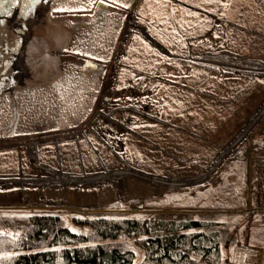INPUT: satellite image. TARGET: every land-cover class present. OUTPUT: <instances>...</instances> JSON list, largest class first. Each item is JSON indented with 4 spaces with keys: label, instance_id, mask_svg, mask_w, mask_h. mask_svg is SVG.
Segmentation results:
<instances>
[{
    "label": "rangeland",
    "instance_id": "1",
    "mask_svg": "<svg viewBox=\"0 0 264 264\" xmlns=\"http://www.w3.org/2000/svg\"><path fill=\"white\" fill-rule=\"evenodd\" d=\"M255 8L264 10V0H139L135 17L144 27L148 24L155 32H168L183 50L190 39L194 51L229 49L258 59L251 55H264V43L257 37L259 28L249 21ZM48 16L39 37L52 45L48 33L55 31ZM144 35L140 30L130 34L114 79L108 77L104 84L107 89L103 87L99 97L100 109L88 118L89 124L86 121L85 137L99 150L96 157L92 153L91 164L71 169L64 163L63 146L75 149V141L36 144L37 137L55 136L58 131L0 137V175H17L6 177L13 182L0 181V213L59 212L72 230L80 228L72 216L146 217L179 212L213 218L230 230L221 250L223 264H236L240 251L237 264H264V122L224 157L207 184L170 186L135 174L177 180L203 174L264 100V72L250 78L171 59L154 50ZM85 137L81 146L91 150ZM243 152L247 162L240 187L241 172L234 162ZM210 183L208 195L197 193ZM235 188L242 190L244 206H237ZM172 192L184 193L170 197L184 207L151 205ZM211 192L222 194L212 196ZM144 237L120 239L134 251V264H144Z\"/></svg>",
    "mask_w": 264,
    "mask_h": 264
},
{
    "label": "bare ground",
    "instance_id": "2",
    "mask_svg": "<svg viewBox=\"0 0 264 264\" xmlns=\"http://www.w3.org/2000/svg\"><path fill=\"white\" fill-rule=\"evenodd\" d=\"M138 1L104 0L106 8L98 12L97 0H53L50 10L36 22L24 45L21 83L15 92L0 97V137L59 132L55 136L42 137L40 140L37 137L36 144L61 140L78 141L85 137L89 132L86 121L88 120L89 124L93 112L96 113L97 109H100L101 105L97 107L99 97L103 87H106L104 86L106 80L115 74L121 62L126 40L135 30L146 34L145 27L135 17ZM47 15L52 20L54 31L63 34L66 40L62 47L53 46L52 49L60 57L59 70L50 76L37 79L28 65L24 64L27 63L26 49L30 40L40 36L42 23H46ZM61 88L67 89L65 95L71 97L67 103L58 98L61 95L59 91ZM45 98V103H36V101H45ZM250 128L248 127L225 146L213 163L207 167V171L198 177L177 180L157 179L140 172L135 174L170 186L199 182L203 177H208L224 157L249 134ZM33 155L35 158L36 151ZM8 179L0 177V181Z\"/></svg>",
    "mask_w": 264,
    "mask_h": 264
},
{
    "label": "trees",
    "instance_id": "3",
    "mask_svg": "<svg viewBox=\"0 0 264 264\" xmlns=\"http://www.w3.org/2000/svg\"><path fill=\"white\" fill-rule=\"evenodd\" d=\"M246 162L245 152L234 162L241 172L240 187ZM211 184L200 186L203 190L197 193L208 195ZM240 191L232 190L239 196V207L245 205ZM183 194H163L151 205L184 207L182 201L170 198ZM71 221L80 228L72 230L59 212L0 213V264H134V251L120 240L130 235L145 236L141 240L147 252L144 264H223L221 250L230 235L229 227L219 220L179 212L146 217L72 216Z\"/></svg>",
    "mask_w": 264,
    "mask_h": 264
},
{
    "label": "built area",
    "instance_id": "4",
    "mask_svg": "<svg viewBox=\"0 0 264 264\" xmlns=\"http://www.w3.org/2000/svg\"><path fill=\"white\" fill-rule=\"evenodd\" d=\"M156 32L151 30L150 26L147 24L145 27L146 34L144 35V37L149 42V44L154 48V50H156L162 56H166L178 61L194 62L203 65L207 68H215L216 70H219L221 72H226L241 76L245 75L250 78L255 77L256 76L255 73L264 72V60L248 58L241 53L234 52L229 49L208 50L203 52L197 50L194 51L191 48V42L189 40L187 41L188 47L186 48V50H183L178 43H176L174 40L168 37L165 33L159 30H157ZM263 122H264V100L257 108L255 113L251 116V118H249L245 122L244 127L241 129L240 132H238L237 135L242 133L249 126H252V129L249 130V136H250L251 133L256 128L258 129ZM237 135H235L234 138H236ZM213 159H211L210 162ZM208 164L206 167H209ZM219 167L220 165L214 171H212L205 180L187 185H194L197 183L207 184L214 176L215 172L218 170ZM204 171L205 172L207 171L205 170V167L202 172ZM15 176L17 175L15 174L0 175V177H11V178ZM191 176H195V175H191ZM9 182H13V180H9ZM240 253L241 252L235 255L234 263L236 264L241 262Z\"/></svg>",
    "mask_w": 264,
    "mask_h": 264
},
{
    "label": "water",
    "instance_id": "5",
    "mask_svg": "<svg viewBox=\"0 0 264 264\" xmlns=\"http://www.w3.org/2000/svg\"><path fill=\"white\" fill-rule=\"evenodd\" d=\"M52 2L53 0H49V3L37 6L34 10L33 15L24 20H18V13L16 12H14V15L11 18H6V31L9 34L3 37V43L9 50L12 48H16V51L4 52L2 54V57H0L2 59L11 60V64L9 65V67L3 70L6 79L4 80L3 88H0V97L15 92L17 87L21 83L23 74L22 60L24 57V45L26 43V40L30 37L33 27L36 25V22H38V20L50 10ZM105 8V2L103 4L97 3L96 5V11L98 12L102 11ZM17 28H21L23 30L16 32L15 29ZM129 40L130 38L126 40L125 49L129 43ZM143 207L144 204L141 203L139 208Z\"/></svg>",
    "mask_w": 264,
    "mask_h": 264
},
{
    "label": "snow or ice",
    "instance_id": "6",
    "mask_svg": "<svg viewBox=\"0 0 264 264\" xmlns=\"http://www.w3.org/2000/svg\"><path fill=\"white\" fill-rule=\"evenodd\" d=\"M98 3L103 4L104 0H97ZM49 0H0V57L4 52H15L16 48L8 49L5 47L3 43V37L7 36L9 33L6 31L7 21L6 18H11L14 15V12L18 13V20H24L33 15L34 10L37 6L41 4H47ZM127 6V5H125ZM58 11H63L64 9H56ZM23 29L17 28L16 32L22 31ZM11 64V60L0 58V88L4 86V80L6 77L4 76L3 70L8 68ZM10 74V73H9ZM61 92L59 99L67 103L68 100L71 99L70 96H66L67 89L61 88L59 90ZM45 101H36V103H45Z\"/></svg>",
    "mask_w": 264,
    "mask_h": 264
},
{
    "label": "clouds",
    "instance_id": "7",
    "mask_svg": "<svg viewBox=\"0 0 264 264\" xmlns=\"http://www.w3.org/2000/svg\"><path fill=\"white\" fill-rule=\"evenodd\" d=\"M48 37L52 45L42 37H34L26 49L27 65L37 79L50 76L59 70L60 57L52 48L62 47L66 38L59 32L48 33Z\"/></svg>",
    "mask_w": 264,
    "mask_h": 264
},
{
    "label": "crops",
    "instance_id": "8",
    "mask_svg": "<svg viewBox=\"0 0 264 264\" xmlns=\"http://www.w3.org/2000/svg\"><path fill=\"white\" fill-rule=\"evenodd\" d=\"M166 3H169L166 1ZM250 19V20H249ZM248 20L251 22V20L253 21V24L259 28V30H257L258 32V35H261V36H257L259 40H261L262 43H264V10L261 9L260 11H257V9L255 8V11H254V15L253 17L249 18ZM237 24L241 25L240 22L236 21ZM242 26V25H241ZM169 28V27H167ZM164 32V31H163ZM168 37H170L172 40L176 41L173 37L169 36L168 35V32H164ZM190 38V37H189ZM190 40V39H189ZM147 41V40H146ZM185 42V41H184ZM148 43V42H147ZM149 44V43H148ZM192 44V42H191ZM150 45V44H149ZM193 45V44H192ZM152 48V47H151ZM153 49V48H152ZM250 53V52H249ZM159 55V54H158ZM251 55V53H250ZM255 58H258V59H264V55H259V54H256V55H251ZM258 56H263V57H258ZM162 57V56H161ZM189 137V136H188ZM87 139V138H86ZM62 141V140H61ZM66 141H75V140H66ZM81 138L78 140V141H75L76 142V146H75V149H73L72 146H70L69 144H64L63 148L65 150V154H64V163L71 169H76L79 165H82L84 163L87 164H91L92 161H93V157L97 156L98 155V149L95 147V144H93L91 142V140H88L87 141L89 142V146H90V149L92 150H87V147L85 146L86 144H83V149L82 146H81ZM59 142V141H58ZM91 142V143H90ZM78 145V146H77ZM123 151V150H122ZM94 156H92L93 154ZM125 152H121L122 155H125L124 154ZM104 154V158L107 156L106 152L103 153ZM99 158V157H98ZM104 158L102 157V159L104 160ZM58 161H61L62 160H58Z\"/></svg>",
    "mask_w": 264,
    "mask_h": 264
}]
</instances>
